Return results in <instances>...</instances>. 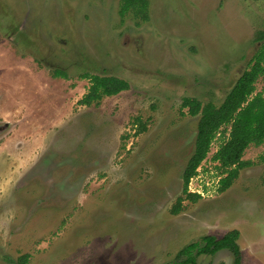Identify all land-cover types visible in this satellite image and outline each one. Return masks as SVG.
<instances>
[{"label": "rangeland", "instance_id": "obj_1", "mask_svg": "<svg viewBox=\"0 0 264 264\" xmlns=\"http://www.w3.org/2000/svg\"><path fill=\"white\" fill-rule=\"evenodd\" d=\"M146 1L142 19L120 16L121 0H0V264H175L233 230L240 264H264V142L219 192L222 127L188 184L193 202L183 173L200 115L182 107L219 108L250 69L264 0ZM84 74L129 89L80 106ZM234 261L223 250L194 264Z\"/></svg>", "mask_w": 264, "mask_h": 264}, {"label": "trees", "instance_id": "obj_2", "mask_svg": "<svg viewBox=\"0 0 264 264\" xmlns=\"http://www.w3.org/2000/svg\"><path fill=\"white\" fill-rule=\"evenodd\" d=\"M146 0H121L120 16L133 13L136 17H146ZM256 41L260 42V49L255 55L254 63L237 80L235 86L226 96L223 104L217 108L212 103L202 105L195 100H185L182 107L188 108L190 116L200 115L197 125L195 149L183 173V193L187 199L197 201L198 194L188 193L190 180L197 175V169L208 156L213 140L222 127H229L228 137L222 135V142L215 153L213 160L222 168L231 169L227 176L220 178L218 191L224 192L231 187L241 168L249 167L248 161L242 160V155L249 145L260 146L264 142V98L254 94L255 82L264 74V32L259 34ZM83 79L89 81L87 93L78 102L80 106L91 107L99 105L106 97L116 96L129 89V84L113 76L84 74ZM140 128L138 133L144 132ZM264 163V153L260 156ZM264 183V178H263ZM182 200H178L172 213L181 210ZM239 233L236 230L228 232L221 238L204 236L180 250L175 258V264H194L200 255H215L223 250H231L234 255V264H240L241 254L236 241ZM28 255L18 259L17 264H26Z\"/></svg>", "mask_w": 264, "mask_h": 264}]
</instances>
